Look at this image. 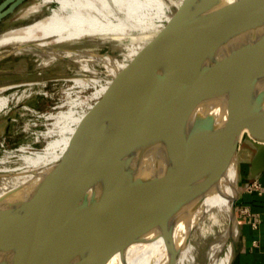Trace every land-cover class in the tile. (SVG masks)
Returning <instances> with one entry per match:
<instances>
[{"label": "bare ground", "instance_id": "6f19581e", "mask_svg": "<svg viewBox=\"0 0 264 264\" xmlns=\"http://www.w3.org/2000/svg\"><path fill=\"white\" fill-rule=\"evenodd\" d=\"M167 1L38 0L35 6L28 9L27 14L36 13L42 6L50 3H56L57 6L49 14L27 26L0 34V50L28 47L36 49L46 59L57 55L80 60L91 53L88 46L92 42L117 41L122 45L142 48L155 47L164 38L167 45L176 46L182 41V37L190 36L194 26L202 28L210 18L221 14L232 2L173 0L180 7L186 4L188 11L183 16H168L167 20L173 24L174 31L163 34L166 31L161 32V29L166 24L160 27V22L165 8L170 6ZM195 11L198 13L193 16ZM79 46L82 48H78ZM105 57L108 61L116 62L109 54ZM70 61L69 67L75 73H90V70L73 63L72 59ZM95 76L75 77L73 80L77 86H97L101 79ZM261 77H264V61L257 64L246 79L236 81L224 89L209 107L207 121L222 119L231 104L242 98ZM15 85H0V111L7 108L11 97L15 96L3 92ZM105 89L108 90L107 86H102L85 98L79 94L73 96V91H69V98L65 101L68 109L49 113L47 117L54 121L53 127L44 132V137H50L45 146L38 151H28L26 147H21V153L17 157L23 160V164L5 170L15 172L16 178L7 181L2 188L1 184L4 182H0V212H11L31 220H45L56 216L85 220L102 196L117 190L139 171L145 159L153 125L135 129L124 140L112 139L95 150L83 151L60 165L57 163L87 147L91 138L116 117L111 110L103 111L108 102H92L93 99L100 98ZM157 89L170 90L172 84L163 81L156 84L154 89L148 86L141 88L143 94L153 97L157 95ZM126 96L128 95L125 94L124 97ZM121 100H116L117 104ZM254 106L264 107V98ZM34 170L42 171L34 174L36 177L27 179ZM236 177V166L233 164L224 178L216 183V188L207 193L200 207L191 205L172 218L166 226L158 223L144 227L79 263L186 264L191 263L194 257L193 242H206L208 235L215 233L217 229L222 232L226 230L235 239L237 228L230 222V212L237 198ZM4 193L7 195L2 196ZM220 241L223 242L222 239ZM214 247L210 264H231L234 249L233 253L231 249L220 259L216 253L218 246Z\"/></svg>", "mask_w": 264, "mask_h": 264}, {"label": "water", "instance_id": "95a60500", "mask_svg": "<svg viewBox=\"0 0 264 264\" xmlns=\"http://www.w3.org/2000/svg\"><path fill=\"white\" fill-rule=\"evenodd\" d=\"M27 1L2 0L0 26ZM199 35L181 50L161 53L167 65L175 66L168 78L179 69L182 73L172 90L156 99L157 109L142 96L139 105L144 106L147 100L152 110L144 122L121 130L128 119L113 123L116 114L101 131L105 133H99L98 143L88 146L87 150H95L112 139L124 140L135 129L153 125L145 159L133 178L102 196L85 220L66 216L31 220L0 212V264H80V260L144 227L166 226L191 205L200 207L231 165L235 164L237 171L242 142L257 149L253 163L264 168V107L254 106L264 98V77L233 102L222 119L207 121L209 107L224 89L246 79L264 61V0H233L228 15L216 17ZM120 77L126 82V77L132 79ZM235 184L237 198L230 222L236 225L238 237V177ZM237 237L233 239L231 264L237 253Z\"/></svg>", "mask_w": 264, "mask_h": 264}, {"label": "rangeland", "instance_id": "374dc122", "mask_svg": "<svg viewBox=\"0 0 264 264\" xmlns=\"http://www.w3.org/2000/svg\"><path fill=\"white\" fill-rule=\"evenodd\" d=\"M171 1L168 0L166 2L167 5L169 2L170 6L165 8L161 20L162 23L160 22V24H162L160 27H163L166 24L164 28H160L161 32L163 30L166 31V33L163 34H168L170 30V33L174 31V28L172 27L173 24L167 20L168 16H183V14L188 11L186 4H182V9L178 6L177 2ZM36 3H38V0H28L23 4L2 23L0 26V33L2 34L11 29L27 26L29 23L31 24V22L33 23V21L46 16L50 13L51 9L57 6L56 3H50L42 6L36 13L27 14L28 9L35 6ZM229 7L224 9L218 16L228 15ZM194 13L192 14L193 16H195L198 11H195ZM218 16L216 15L210 18L202 28L194 26L190 36L182 37V41L176 46L167 45L164 38H161V41L159 40L155 47L145 46L142 48L122 45L117 41L92 42L88 46L90 47L89 50H91V53L80 60L71 57L64 58L63 56L57 55L46 59V57L41 55L36 49H28V47H18L19 49H17V51H12L14 48H3L0 50V55H5L0 59V85L10 83L16 84L3 92V94L6 95L15 94V96L13 98L11 97L8 107L0 111V182H4L1 184V188L2 186H5L7 181L16 178L15 172H8L5 170L14 169L23 164V160L17 157V155L21 153L20 148L26 147L28 151H38L41 150L50 139V137L47 138V136H43L44 132L50 127H53L52 121L54 120L47 116L49 113H57L68 109V105L65 104V101L69 98V91H73V96L79 94L82 98H85L91 96L94 91L102 86H107L108 90L105 89L102 91L100 98L93 99L92 102L95 103L100 101L102 104L108 102L103 107V111L106 112L111 110L118 115L116 119H112L113 123H117V121L126 117L128 119L127 123L121 128V130H124L134 123L138 122V124H141L144 122L145 119L151 115L152 110L150 106L146 105L147 100H145L146 103L144 106L139 105L142 101V96L145 95L141 90L142 86H148L150 89H154L156 84L165 81L171 83L173 88L179 80L180 73H182V70L179 69L174 73L175 76H173V78H168L172 76L175 66L174 63L173 65H169V63L167 65V61L163 59L164 56L162 54H171L175 51L181 50L185 45L195 42L200 36L199 31H202L207 24L212 22ZM56 45H59V43ZM84 46L87 47V45ZM78 48L81 49L82 47L79 46ZM188 48L189 45L181 51L182 54L179 56L178 60H182V56L185 55V51ZM106 54L114 57L116 62L106 60ZM176 54H178V52ZM71 59L73 60V63L90 70V73H75L69 67V61ZM91 71H93V73ZM88 75H96L95 77L101 79L99 84H97V86L92 84L77 86L75 84L73 78H87ZM119 75L124 77L128 76L139 82L127 77L126 82ZM162 75L163 77H161ZM159 77H161L160 80ZM166 90L167 89H160L159 91L157 89L158 92L156 93V96L145 95L144 97L149 98L155 108L157 106L156 99L159 95L172 89ZM125 94L129 96H126L127 99L124 97ZM19 96L20 98H18ZM118 99H122L119 104L116 102ZM111 121L105 124L100 132L110 124ZM99 133L94 136V138H91L89 145L94 146L98 143L96 141L100 138H98ZM103 133L105 132H101V134ZM88 146L76 152L74 156L60 159L57 163L60 165L62 162L78 156L83 151H86ZM252 152L253 150L250 149L245 142H242L238 152L239 163L241 164L240 160L250 159ZM41 171L42 170H34L27 179L36 177L35 175ZM226 234V230H223L222 232V230L217 229L215 233L208 235V240L206 242L199 243L198 241H194L195 251L193 260H191V263L186 262V264H210L213 249L215 248L214 246H218L216 248V253L220 259L224 258L227 255L226 253L230 252L231 249L233 253L234 248L231 247H234V237ZM221 239L223 242L220 241Z\"/></svg>", "mask_w": 264, "mask_h": 264}, {"label": "crops", "instance_id": "0c3cea01", "mask_svg": "<svg viewBox=\"0 0 264 264\" xmlns=\"http://www.w3.org/2000/svg\"><path fill=\"white\" fill-rule=\"evenodd\" d=\"M245 143L253 152L250 159L240 160L237 169L240 187L236 204L239 231L233 264H264V168L253 163L257 149L251 143ZM253 181L261 184L260 189L249 190Z\"/></svg>", "mask_w": 264, "mask_h": 264}, {"label": "built area", "instance_id": "2783aa9c", "mask_svg": "<svg viewBox=\"0 0 264 264\" xmlns=\"http://www.w3.org/2000/svg\"><path fill=\"white\" fill-rule=\"evenodd\" d=\"M260 186H261V184H260L258 181H253V182L250 184V186H249V190H250V191H253V190L260 189ZM245 211L248 213L247 210H245Z\"/></svg>", "mask_w": 264, "mask_h": 264}]
</instances>
